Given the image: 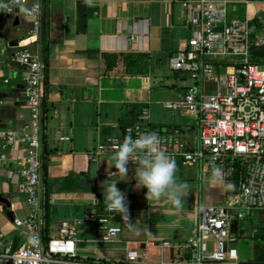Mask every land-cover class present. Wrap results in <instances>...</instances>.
Wrapping results in <instances>:
<instances>
[{
	"label": "crops",
	"instance_id": "crops-1",
	"mask_svg": "<svg viewBox=\"0 0 264 264\" xmlns=\"http://www.w3.org/2000/svg\"><path fill=\"white\" fill-rule=\"evenodd\" d=\"M184 1L42 0L37 39L31 37L33 17L21 7L10 14L7 44L0 57V128L14 130L16 140L4 146L0 139V157L4 156L0 195L8 201L0 199V249L17 248L30 240L29 228L15 223L33 211L28 194L20 188L19 161L27 154L21 139L30 131V112L24 68L14 60V52L23 45L39 49L47 64L39 188L45 239L58 236L63 221H81L77 237L83 256L122 262L132 251L140 254L143 264H190L191 253L184 248L198 235L200 205L224 204L233 207L238 220V232H232L235 240L230 243L238 257L208 264H264V209L238 216L242 209L237 177L227 182L233 185L227 190L210 189L205 183L213 169L210 165L173 154L176 179L188 186L183 207L176 208L165 198L146 200L147 189L135 187L136 165L131 161L127 177L113 176L114 153L98 150L107 138H123L144 109L149 110L151 125L172 129L189 149L198 146L196 114L166 107L181 100L194 83L172 66V58L189 46L193 28ZM222 4L227 20L248 21L255 32H263L264 0H222ZM13 40L18 44L9 45ZM216 60L223 72L232 70L226 58ZM206 89L214 92L216 86L208 84ZM115 180L126 194L129 218L106 209L102 184ZM89 213H109L110 224L119 226L121 233L103 241L99 224L85 221ZM0 264L8 263L0 258Z\"/></svg>",
	"mask_w": 264,
	"mask_h": 264
},
{
	"label": "built area",
	"instance_id": "built-area-1",
	"mask_svg": "<svg viewBox=\"0 0 264 264\" xmlns=\"http://www.w3.org/2000/svg\"><path fill=\"white\" fill-rule=\"evenodd\" d=\"M24 13L33 17L31 37L37 39L43 21L42 0H21ZM8 9L0 12L11 14L19 4L13 0L3 2ZM188 20L193 26L189 46L172 58V66L194 83L187 88L185 96L169 102L166 107L197 116L199 143L189 149L177 140V133L151 125L149 110L144 109L138 122L126 129L125 136L135 139L141 132L155 131L161 138V147L167 154H178L185 160L212 168H220L228 183L237 177L238 202L242 211L239 217L255 209H264V57L251 54L252 45L264 43V29L255 32L248 21L227 20L222 0H185L183 2ZM223 48L220 50L219 45ZM218 58H226L232 70L223 72ZM257 58H263L258 61ZM14 60L24 68L27 105L30 112V131L21 141L27 154L20 159L21 190L28 194L33 211L28 218L16 219L18 226L30 230L28 243L12 248L0 249V258L8 264H143L140 254L128 252L122 261H107L89 258L78 251L77 224L63 221L59 235L45 239L42 233L43 217L40 215L39 188L42 178L43 101L47 64L42 52L18 45ZM215 84L210 92L206 85ZM107 138L99 145L100 153H114L125 138ZM0 139L7 146L16 140L12 129L0 128ZM62 139H68L64 137ZM4 156L0 157L2 160ZM110 212V211H108ZM233 207L224 204L204 203L200 205L198 235L184 249L194 257H201L200 264L210 261L226 262L238 257L231 225L234 220ZM85 221L99 224L103 241L114 240L122 231L110 224V214L89 213ZM210 241L213 248H210ZM166 245H170L166 242ZM165 264V263H161ZM174 264H178L177 261Z\"/></svg>",
	"mask_w": 264,
	"mask_h": 264
},
{
	"label": "clouds",
	"instance_id": "clouds-1",
	"mask_svg": "<svg viewBox=\"0 0 264 264\" xmlns=\"http://www.w3.org/2000/svg\"><path fill=\"white\" fill-rule=\"evenodd\" d=\"M13 3L21 5L22 11L27 10L23 8L21 0H13ZM86 3H91V0H86ZM0 9H8V5L0 3ZM111 159L112 166L116 169L115 172H111L113 176L127 177L129 162L136 165L135 187L147 189L145 193L147 201H159L165 198L176 208L183 207V198L188 194V186L177 181L175 159L162 149L161 138L157 132H141L135 139L132 135L125 136ZM117 180L111 184L104 182L102 184L106 209L129 218L126 194L117 187ZM205 183L210 189L219 192L233 187L224 180L220 168H213ZM194 260L195 264H200L201 257L196 256Z\"/></svg>",
	"mask_w": 264,
	"mask_h": 264
},
{
	"label": "water",
	"instance_id": "water-1",
	"mask_svg": "<svg viewBox=\"0 0 264 264\" xmlns=\"http://www.w3.org/2000/svg\"><path fill=\"white\" fill-rule=\"evenodd\" d=\"M10 20V14H6L3 12H0V57H2L3 54V50L7 44V38H8V27L7 24ZM9 45H16L18 44L17 40H13V41H9L8 42ZM250 52L252 55L256 56V57H264V43L262 44H255L251 46ZM0 199L7 202L8 201L3 198L0 195ZM231 230L233 233H237L238 232V220H233L232 225H231Z\"/></svg>",
	"mask_w": 264,
	"mask_h": 264
},
{
	"label": "rangeland",
	"instance_id": "rangeland-1",
	"mask_svg": "<svg viewBox=\"0 0 264 264\" xmlns=\"http://www.w3.org/2000/svg\"><path fill=\"white\" fill-rule=\"evenodd\" d=\"M257 59H258V61H262V60H263V58H257ZM236 237H237V236H236ZM241 239H242V238L239 237V241H241ZM237 240H238V238H237ZM242 242H243V240H242ZM239 243H240V242H239Z\"/></svg>",
	"mask_w": 264,
	"mask_h": 264
}]
</instances>
